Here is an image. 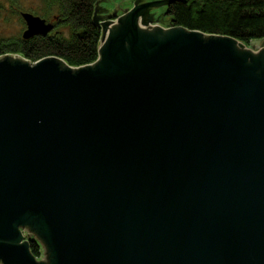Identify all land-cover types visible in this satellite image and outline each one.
<instances>
[{
	"label": "water",
	"instance_id": "95a60500",
	"mask_svg": "<svg viewBox=\"0 0 264 264\" xmlns=\"http://www.w3.org/2000/svg\"><path fill=\"white\" fill-rule=\"evenodd\" d=\"M172 1L99 0L92 64L0 57V264H264V39L151 22Z\"/></svg>",
	"mask_w": 264,
	"mask_h": 264
},
{
	"label": "trees",
	"instance_id": "16d2710c",
	"mask_svg": "<svg viewBox=\"0 0 264 264\" xmlns=\"http://www.w3.org/2000/svg\"><path fill=\"white\" fill-rule=\"evenodd\" d=\"M60 1L46 0V3L55 2L58 9L63 7L58 10L59 16L54 15L53 31L61 23L66 33L50 35V32L44 37L23 39L22 49L1 50L0 57L22 54L23 58L36 62L55 56L72 67L92 64L98 57L101 39L97 17L99 0ZM168 15L174 27L227 35L245 45L264 39V0H175L169 4ZM43 16L40 18L46 20ZM29 245L31 253L38 258V243L29 240Z\"/></svg>",
	"mask_w": 264,
	"mask_h": 264
},
{
	"label": "rangeland",
	"instance_id": "374dc122",
	"mask_svg": "<svg viewBox=\"0 0 264 264\" xmlns=\"http://www.w3.org/2000/svg\"><path fill=\"white\" fill-rule=\"evenodd\" d=\"M58 2H61L58 0ZM170 4V3H169ZM169 4H164L162 6H159L155 9H152L148 12V14H153L151 17V22H155L157 20V17L163 13V18L170 17L168 15V9ZM63 7L60 6L59 9H62ZM57 3H51L47 4L46 0H0V51L1 50H11L13 48L15 49H22L24 47L22 34L26 29L25 23L21 17L22 12H28L33 14L34 16H43V18L46 19L47 22L54 23V15L59 16V10ZM47 10V11H46ZM47 12H50V14H47ZM120 17V14L113 15L111 17L105 18L103 21L108 20H116ZM137 24L139 28L143 31H155L157 29L161 28H168L170 26H157L156 29L151 28H145L140 25V16H137L136 18ZM170 23H172L170 21ZM173 24V23H172ZM64 24H58L53 32L50 33V35H56V32H67L66 28L63 27ZM143 27V28H142ZM68 37V35L66 34ZM248 45L249 48L247 50L250 53H261V44H259V47L257 50H251L250 44ZM25 59V58H24ZM31 62V61H30ZM20 234L22 235V242L24 240L29 241L33 240L36 243H38L40 247V256L37 258L38 260L43 259L44 257V247L42 246V243L40 240L36 238H32V235L27 234V229L24 227L19 228Z\"/></svg>",
	"mask_w": 264,
	"mask_h": 264
},
{
	"label": "bare ground",
	"instance_id": "6f19581e",
	"mask_svg": "<svg viewBox=\"0 0 264 264\" xmlns=\"http://www.w3.org/2000/svg\"><path fill=\"white\" fill-rule=\"evenodd\" d=\"M142 28H143V27H142ZM151 29H156V28H151ZM246 47L249 48L248 45H246Z\"/></svg>",
	"mask_w": 264,
	"mask_h": 264
},
{
	"label": "flooded vegetation",
	"instance_id": "af4514ba",
	"mask_svg": "<svg viewBox=\"0 0 264 264\" xmlns=\"http://www.w3.org/2000/svg\"><path fill=\"white\" fill-rule=\"evenodd\" d=\"M175 1V0H174ZM174 1H172V2H174Z\"/></svg>",
	"mask_w": 264,
	"mask_h": 264
}]
</instances>
